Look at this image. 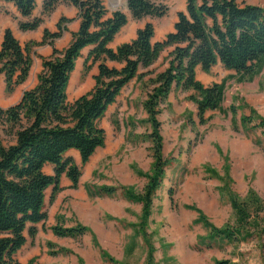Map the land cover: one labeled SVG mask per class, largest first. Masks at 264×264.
Returning <instances> with one entry per match:
<instances>
[{"label":"trees","instance_id":"16d2710c","mask_svg":"<svg viewBox=\"0 0 264 264\" xmlns=\"http://www.w3.org/2000/svg\"><path fill=\"white\" fill-rule=\"evenodd\" d=\"M12 2L22 16H30L35 0H0ZM58 2L71 3L77 7L79 27L72 33L71 40L62 49L52 47L49 56L41 57V69L36 74L35 84L23 91L20 100L6 108H0V122L10 125L13 142L4 145L0 139V264H21L14 259L15 252L24 244V230L30 237L36 229L28 224L38 223L46 218L43 210L45 190L53 186V193L59 188L60 176L64 173L76 187L80 168L71 156L70 149L77 150L81 164H84L96 148L103 146L104 129L98 120L112 104L121 88L133 77L142 80L147 87L142 107L146 112V122L150 131L144 137L150 140L152 162L148 172L137 174L146 178L141 191L136 192L127 185H86L90 196L112 195L120 189L123 196L142 205L139 222L130 223L133 236L141 235L148 246V261L153 263L152 244L147 238L146 225L150 215L152 199L160 187L165 169L171 158L162 153V136L158 113L160 104L173 87L191 89L188 98L196 104V114L200 123L207 119V110L220 109L224 99L225 82H214L205 86L195 77V67L199 65L208 72L220 62L224 68L235 71L238 81L250 80L264 66V6L251 3H238L237 0H185V10L177 12L173 30L163 39L152 42L154 34L150 21L136 30V36L115 49L108 47L116 33L127 22L126 14L116 9L105 17L103 0H44L42 13L48 14ZM127 8L134 19L145 16L162 17L167 6L162 0H126ZM41 17L20 21V30H33L41 22ZM70 19L62 16L56 23V30L43 31L40 42L30 41L21 45L10 28H5L0 44V73L4 76L5 91L11 93L15 86L23 83L28 76L32 60L33 46L48 42L60 36L63 23ZM91 46L83 60V71L97 64L93 75V86L73 101H67V87L76 59L81 51ZM165 68L147 79V70L138 73L140 67H148L156 61L166 48ZM122 63V66L109 67L105 60ZM235 113L233 104L228 107ZM241 116L242 124H251L260 130L264 151V117L253 114ZM254 121V123H253ZM131 124L133 119L130 118ZM134 126V125H133ZM53 165V174L43 171L45 165ZM53 193L51 197H53ZM173 190H169L171 197ZM231 206L236 224L217 227L203 214L195 221L208 229L211 238L228 241L242 240L254 233L263 221L264 205L252 189L243 199L232 196ZM56 223L50 227L54 235L76 238L89 228L79 222L64 226L62 216H56ZM53 246L51 242H48ZM68 252L66 248L51 249L50 253ZM101 256L114 262V259L101 250ZM33 261L31 259L28 264ZM214 264H234L228 259H215Z\"/></svg>","mask_w":264,"mask_h":264},{"label":"rangeland","instance_id":"374dc122","mask_svg":"<svg viewBox=\"0 0 264 264\" xmlns=\"http://www.w3.org/2000/svg\"><path fill=\"white\" fill-rule=\"evenodd\" d=\"M237 2L264 6V0ZM162 3L167 6L164 16H145L135 21L129 15L126 0H103L107 16L115 9L128 14V24L123 30L133 24L152 22L153 41L163 39L166 32L172 31L177 12L185 10V0H162ZM4 11L7 8L0 4V14ZM168 50L161 51L152 72L165 66ZM87 51L88 47L82 50L70 75L66 90L69 102L94 84L89 72L84 73L82 67ZM96 65L94 63L91 68L97 69ZM32 68H35V63ZM234 76L235 73L226 78L221 108L207 110L204 123L199 122L193 101L186 91L172 89L160 104L157 117L160 121L162 153L171 158V162L154 193L146 225L147 238L154 248L153 263L214 264L215 259H228L234 264H264L263 221L259 222L258 227L250 228L254 233L251 237L236 241L211 238L208 229L195 221L203 214L217 227L234 226L235 213L230 198L243 199L249 189L264 205V151L257 142H263L262 135L259 129L251 124H242L240 120L241 116L251 111L264 117V66L250 80L238 81ZM35 82L18 85L7 93L4 76L0 73V108L17 103L24 87L30 88ZM132 83L122 88L121 96L108 106L97 122L98 126L112 131L108 141L120 140L117 148L109 154L108 151H94L93 158L97 159L95 167L88 177L83 171L81 179L87 177L90 183L127 185L139 192L146 178L136 172L149 171L152 151L150 140L144 137V133L150 131L149 124L143 122L147 115L142 101L146 97L147 87L141 82L134 83L131 89ZM231 104L236 108L233 114L228 108ZM0 139L4 145L13 142L10 125L0 122ZM73 154L74 151L68 150L65 155ZM43 171L52 174L53 166L47 164ZM169 190H173L171 197ZM52 193L47 187L43 204L46 218L27 225L35 227L36 233L30 237L27 228L24 230L25 242L15 252V260L21 264H28L31 259L30 264H150L147 243L141 235L133 236L134 230L130 224L139 222L140 202L127 200L118 189L111 197L125 202L122 215L108 216L110 222L98 226L96 233L91 226L79 222L89 231L76 238H55L50 227L56 223L63 203L56 207ZM61 247L68 252L50 253L51 249ZM101 250L114 262L102 257Z\"/></svg>","mask_w":264,"mask_h":264},{"label":"crops","instance_id":"0c3cea01","mask_svg":"<svg viewBox=\"0 0 264 264\" xmlns=\"http://www.w3.org/2000/svg\"><path fill=\"white\" fill-rule=\"evenodd\" d=\"M43 1L44 0H35V5H34V8L30 16H22L19 13V11L16 9V6L12 2L0 1V4H4V6L7 8V11H4L3 13L0 14V44L3 38V32L5 28H10V30L12 31V34L19 41V43L21 45H25L26 43L30 41L40 42L42 40L43 31L45 29H48L50 31L56 30V23L60 17L64 16L70 19L69 21L63 23L64 29L62 30L60 36L53 39L52 45H50L48 42H44L42 44H38L32 47L31 52H30V56L32 58V64H31L27 78L25 79L23 83H21L24 85L30 84V83L32 84V82L34 83L36 81V74L41 69V57L49 56L52 52V47H55L57 49H62L63 46L65 47L71 40L72 33L75 32L79 27V18L77 17L78 9L76 6H74L71 3H67V2H58L51 12H49L48 14H44L42 13ZM125 14L127 16V21H128V14L127 13ZM129 15L131 16L130 12H129ZM108 16L105 14V17H108ZM34 17H41L42 19L38 27H36L33 30H20V28L18 27V24L20 21L31 20ZM131 19L135 21L139 20V19H134L132 16H131ZM145 22L142 25L133 24L130 28L123 30V27H125L128 24V22H126V24L122 26V28L118 31V33H116L112 41L108 43V47L115 49L119 44L123 42H128L131 39H133L136 36V30L142 27L145 24ZM155 41L157 40H154V41L152 40V42H155ZM87 47L89 51L91 46H87ZM79 58L80 57L76 59V62ZM34 63H35V68H32ZM105 63L109 67L114 66V67L119 68L122 66V63H119L113 60H108V59L105 60ZM154 63H152L148 67H140L138 69V73L145 72L147 70L151 71ZM166 64H167V59H166ZM165 66L160 70L153 71L152 74L145 75L143 79L145 78L147 79L149 76H153L155 73L163 70ZM217 66L218 68H216ZM74 70H75V67H74ZM88 72H89L88 75H90L93 79V75L97 73V69L90 68ZM233 73H235L234 70L224 68L220 62L212 66L208 72L202 70V68L199 65L195 67L196 79H198L205 86L210 85L214 82H217V83H220L221 81L226 82V78L228 77V75L230 76V74H233ZM131 81L133 82L130 86L132 89L134 83L139 84L141 83L142 80L137 79V77L135 76L131 80H129L123 87H125L126 85H129ZM122 88L119 94L116 96L115 100H117V98L121 96ZM25 89H27L26 86L24 87V90ZM172 89L177 90L178 92L186 91L188 95H190L193 92V90L191 89H182L181 87H173ZM193 103H192V105L194 106L193 109L195 108V114H196V104L195 103L193 104ZM102 128L104 129V132H105L104 144L103 146L96 148L95 151L102 150V152L108 151L107 152L108 154L114 153L115 151L114 148H117L120 140L115 139V141L114 140L108 141V138H111L112 131L110 130L108 131L104 127ZM71 150L74 151V154L71 157L73 158L74 162L79 166L80 172H81L77 185L76 187H72L71 180L63 173L59 179V183H58L59 188L53 193L52 198H53V201L56 207L59 206L61 203H63V207L59 211L60 213L58 214H61L62 218H64V220L61 221V223L64 226H73L77 222H81L83 224H87L91 226L93 231L96 233L98 226H101L104 223H107V221L109 220L107 219L108 216H116V215L123 214V210L126 207L124 206L125 202L123 200L121 201L120 198H112L111 197L112 195H107V194H102L100 196H90L86 189L87 184H90V185L106 184V183H96V182L90 183L89 182L90 179L87 178L88 175L92 173L97 159L93 158V155H94L93 153L92 156L89 158V160L82 165L78 151L74 149H70L69 151ZM83 171L85 175H87L85 179H81V176L83 175ZM47 174H50V173H47ZM106 185H113V184H106ZM48 188H50L51 191L53 192V186L50 185V187ZM51 234L55 238H62L60 236L54 235L52 231H51Z\"/></svg>","mask_w":264,"mask_h":264},{"label":"water","instance_id":"95a60500","mask_svg":"<svg viewBox=\"0 0 264 264\" xmlns=\"http://www.w3.org/2000/svg\"><path fill=\"white\" fill-rule=\"evenodd\" d=\"M127 7V6H126Z\"/></svg>","mask_w":264,"mask_h":264}]
</instances>
